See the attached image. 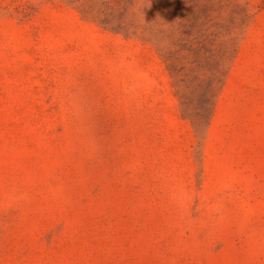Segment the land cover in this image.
Wrapping results in <instances>:
<instances>
[{"label": "rangeland", "instance_id": "obj_1", "mask_svg": "<svg viewBox=\"0 0 264 264\" xmlns=\"http://www.w3.org/2000/svg\"><path fill=\"white\" fill-rule=\"evenodd\" d=\"M0 264H264V0H0Z\"/></svg>", "mask_w": 264, "mask_h": 264}, {"label": "trees", "instance_id": "obj_2", "mask_svg": "<svg viewBox=\"0 0 264 264\" xmlns=\"http://www.w3.org/2000/svg\"><path fill=\"white\" fill-rule=\"evenodd\" d=\"M235 54H236V50L235 49H232V51H231V58H234L235 57ZM217 73V72H216ZM217 78H213V80H216ZM217 81H218V79H217ZM185 98L183 97V96H180V105L183 107H185L186 105H185V100H184ZM187 117H189V116H187Z\"/></svg>", "mask_w": 264, "mask_h": 264}]
</instances>
